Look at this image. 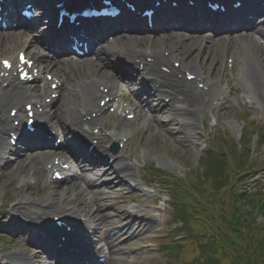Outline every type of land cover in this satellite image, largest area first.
Listing matches in <instances>:
<instances>
[{
    "label": "rangeland",
    "instance_id": "374dc122",
    "mask_svg": "<svg viewBox=\"0 0 264 264\" xmlns=\"http://www.w3.org/2000/svg\"><path fill=\"white\" fill-rule=\"evenodd\" d=\"M34 1L40 5L47 3L48 10L51 8V3L47 2L49 0ZM156 35L158 36V34ZM169 38L171 39L158 36L149 43L145 38L140 37L138 42L140 46L150 44L152 47L164 43L171 48L175 47L174 49L179 50L182 57L190 62H196L200 57H204V59L211 57L210 64L215 63L214 54H217V52L209 51V47L212 46L206 48L205 41H202L204 44L198 49L197 44H188L185 37L175 36ZM116 44H118L117 40L113 42V46H116ZM103 67L107 74L109 68L105 65ZM208 67L207 70L210 73L211 67ZM135 88L138 87L135 86ZM245 91L241 89V92H237L239 99H245L248 95ZM74 94L76 95V93ZM65 102V98L62 97L61 106H64ZM262 102L264 103V101ZM74 104L80 106L79 101L75 100ZM154 105H157L155 109L160 113L157 117V123H153L148 130L144 128L142 117L135 122L128 123L121 121L122 118L117 114L110 115L105 120L106 123L103 129L112 132V134L115 131L119 134L126 128L133 129L137 135L121 153L124 151L122 153L124 158L135 164V177L146 179L148 181L147 186L156 190V194L151 197L131 198L127 186L120 187L118 182L116 184L113 174L102 167L95 169L97 170L96 173H84L88 190L78 196L77 200L87 205L86 209L89 210L90 214L91 212L96 213L100 209L101 214L104 216L103 230L107 236V241L113 244L114 248L117 247L115 245H119V249H115L114 258L122 260V264H192L191 262L194 261L193 258L197 255V251L188 244L184 245V242L176 244L175 237L178 235L180 237L178 240H180L184 237L195 238L194 236H197L198 233L193 230L189 221L190 218H195L196 212H190L192 214L190 218L189 216L185 217V219L188 218L187 222L184 217L176 214L175 206L176 201L180 204L179 197H176V194L172 192L174 188L171 189L169 185H177L178 181L188 182L190 176L201 179V175L206 168L204 163L219 162V159H216L215 155L213 156L220 149L218 140H230L237 146L238 150L245 140L250 143V150L246 153L250 157V164L257 165L260 168L256 169L254 173L246 175L243 181L241 179L240 186L236 188V191L240 192L244 188H248L250 192L262 190L264 193V139L262 137L264 115L260 110H252L243 106L240 101L229 109L224 108L213 114H209L208 110H204L202 114V118L204 117L202 119L203 125L200 126L198 132L201 135L196 136L197 130L193 127L192 122H188L184 130H179V124L175 122L174 113L169 111L170 109H164V107L161 110L162 105H160V102L156 101ZM247 112L249 115H247ZM62 120L65 121L63 118ZM167 120L171 122L166 123ZM122 122L125 124H122ZM251 122L258 126V131L256 133L251 132V136H248L247 131ZM209 148H212L214 153L205 155ZM21 156L23 160L28 159V161L30 160L29 157L36 158V156H40L41 160L35 162V164L32 162L23 164L22 160V164L18 165L19 162L13 165L14 157H12L8 159L12 164L4 165L0 171V225L2 226V230H0V262L8 261L9 255L20 250L26 251L28 254L38 253L37 250L28 247L26 237H23L22 240V238L18 239L20 234H7L6 227L12 226V216L14 215L12 210L25 195L24 191L28 190L29 184L34 183V180L37 181V179L39 180V186L46 184L47 178L44 177V166L47 161L51 160L53 155L43 151L32 153L29 156ZM211 165L213 166V164ZM216 167L219 168V165H216ZM156 169L167 173L171 176V179L157 176L154 171ZM21 171H23L22 174H20ZM34 173L36 176L33 177ZM43 194L44 199L49 193L46 191ZM133 204L138 208L140 207L141 210L148 211V214L158 212V214H161L160 221L154 225H143L141 228L134 225L130 229L129 223L131 220L126 219L125 214ZM181 209L183 210V208ZM15 217L19 220L22 216ZM252 217L257 225L264 223L262 214L254 213ZM121 231L125 234L117 241L115 232L122 234ZM135 232L140 234L136 238L133 236ZM39 257L41 264H44L47 257L45 258L43 255ZM216 259H219V257L216 256ZM199 264H205V261L201 260Z\"/></svg>",
    "mask_w": 264,
    "mask_h": 264
},
{
    "label": "bare ground",
    "instance_id": "6f19581e",
    "mask_svg": "<svg viewBox=\"0 0 264 264\" xmlns=\"http://www.w3.org/2000/svg\"><path fill=\"white\" fill-rule=\"evenodd\" d=\"M47 1V0H46ZM169 6V5H168ZM165 7V6H164ZM42 8V5H41ZM44 8L47 9L46 3H44ZM43 9V8H42ZM169 8H165V10L167 11ZM252 11L254 12H258L260 11L259 7H254L252 9ZM171 10L168 12V14H171ZM48 16L45 18H48V20L51 21L52 15L51 12L46 13ZM167 14V13H166ZM174 15V13H172ZM179 14V12H178ZM51 15V16H50ZM177 15L175 14V17ZM48 22L47 20L45 21V23ZM178 23V22H177ZM185 23V22H184ZM114 22L111 23L110 27L107 26L104 29V33H102V30H93L91 28L88 29L91 30L90 32L87 33V35L89 36L90 40H93V37L100 35L101 38L105 39L107 38V35L109 34L112 35L113 33V37H114V41L117 40V47L115 48L114 46H112V42L108 43L105 42L104 46H103V50L100 53V56H104L105 59L107 61H115V62H121V63H125L128 64V67L131 68H135L134 65L132 64V61L135 59V57L133 56V54L136 56V48H137V44L136 42L137 39L130 37V35H128V33H130V31H125L123 29L116 31V27L114 26ZM180 25V23H179ZM189 27H185L184 25L181 26V28H187L189 29L191 26L195 27L197 25H187ZM109 27V28H108ZM129 30V29H128ZM115 32V33H114ZM144 32H148V31H144ZM257 34H264V31L262 29H258L257 30ZM151 33V32H149ZM2 35V38H0V43L2 42V44L0 45V58L2 57V55L5 53L8 55H12L15 51V49H19L21 48L22 50L24 49H29L31 51H33V49L39 45L41 48H43V45L36 43V41L29 37V35H27L26 33L24 34L23 32H13L11 34H0ZM112 37V36H110ZM170 37H175L174 34H171ZM140 38V37H137ZM144 38V37H143ZM148 38V39H147ZM154 39H156L155 37H153V35H149L148 37L145 38V40H147L149 43H151ZM171 39V38H168ZM109 39H106V41ZM163 40V39H161ZM136 41V42H135ZM225 42H222L221 45L223 48H226ZM230 43L235 46L236 44H243L245 45V41L242 38L239 39H231ZM58 43H56V41H54L52 47H51V51L53 52H57V54H59V52H61L57 46ZM165 44L164 43H160L157 47L152 48L151 45H149V47H147V49L143 52L145 53L147 56H152L155 57L156 53L159 54V47H163ZM241 46V45H240ZM31 48V49H30ZM115 48V49H114ZM175 48V47H174ZM174 48L169 47V46H165V51H172L174 50ZM246 47L243 48V50H237L235 49L234 51H232L233 54V58H237V60L241 63V65H239V67L235 70V75L238 78V82L240 83V85H243L244 88L247 89V91L252 92V93H257V92H261L264 93V76L261 79H257V73H259L258 71L260 70L259 67L257 65L255 66V69H253L250 64H248V58L250 59V53L246 50ZM46 50V49H45ZM49 50V51H50ZM12 51V52H11ZM18 51V50H17ZM47 52H49L48 50H46ZM11 52V53H10ZM173 55H176V57L179 54V50L172 51ZM65 53V50L64 52ZM108 54V55H107ZM65 55V54H64ZM161 55V54H159ZM224 53H222L221 56H217L215 55V59L216 57H223ZM68 55H65L63 57H66ZM99 55L94 56L95 61H97L94 65H92L89 68H83L82 71H78L75 73V76L77 77L76 79H81L79 80V82L77 83L78 86V92L82 95L83 100H84V106H85V110H88L91 108V104H94V102H98L100 101V92H98L97 88L99 87L98 84L101 83V81L103 80V77L101 74H103L101 72V67H100V63H101V57H98ZM52 58V57H50ZM58 58H62V55H60V57ZM175 59H180V58H173ZM172 59V60H173ZM60 61V60H59ZM176 62H178L177 60H175ZM160 63H162L161 61L156 62L154 65H151L150 63L148 64H143L142 65V76H146V77H151V78H160L162 79V77L165 78V76H160L157 74H153V69H156V66H158ZM163 63H167L166 61H163ZM204 64L206 65H211L208 62H197L194 63L192 62L191 64H189V62H183L182 64V70L183 72L186 71H193L195 73V76L200 79V82L198 83L197 80L195 81H191L188 85H184L186 84L184 81H175L172 79H168L167 81H162V87H160V89H167L170 92H174L177 98H180L183 100V103H181L180 105H177L174 107L175 112H184L187 114H192L194 115L193 117V122L195 125H200L202 126V121L198 118V114H203L204 110H209V111H213L215 103L218 101V99L223 95V93L225 92V88H220L218 85V83H213V82H207L202 74L201 71V67H204ZM79 65H76L73 61H67L65 64L59 63L58 67H53V70H56L58 72H64L67 75L70 76L71 71L74 68H78ZM137 67V66H136ZM141 69V68H140ZM123 71V70H122ZM253 71V72H252ZM179 73L181 71H178ZM127 75H129V73H127ZM106 78L104 79V81H108L109 77L105 76ZM255 77V78H254ZM68 78V77H67ZM113 79H118L119 81H122V77L116 75L115 77H112ZM70 79V78H69ZM42 81V80H41ZM40 81V83H41ZM198 84H203L204 87L206 88V90H199V87H197V83ZM44 86V85H43ZM40 88V87H39ZM24 90V88H23ZM21 88H17V89H10V90H2L0 89V110L6 115L8 108L13 105L15 107L20 106L21 103L23 102L22 98L24 96H27V98H32V99H37L36 96L33 95L32 90L30 91H23ZM113 90H117L116 88H113ZM199 92H197V91ZM23 93L21 94L20 92ZM121 93V92H120ZM163 94V91H161L159 93V95ZM70 99V101L68 100V98H66V104L69 105L71 103V97L69 95H67ZM117 96L120 97V94H117ZM175 97V95H174ZM10 98H15L14 101H11ZM5 100L8 99V104L6 107H3L1 105V100ZM175 99V101H176ZM69 108V107H68ZM64 108V109H60L58 111V113L60 114H66L69 118L75 116V114L72 112V108ZM70 110V112H69ZM222 115V114H221ZM48 119V117H45ZM204 118V117H203ZM53 123V119L48 120V124H52ZM0 125H4L7 129V124L6 121L4 122H0ZM3 127V126H1ZM82 128H84V126L81 125ZM86 127H89V125H86ZM128 134V131H124L123 135ZM87 137L92 138L91 134L86 133ZM112 139V138H111ZM110 140L105 141L106 143L110 142ZM7 152V149L5 147V144L2 143L0 146V160L1 158L4 156V153ZM12 153V152H11ZM29 159L32 161H30V163H34L35 162H39L41 160L40 156H36V158H32L29 157ZM28 160V159H26ZM34 161V162H33ZM19 162H21L20 158H17V160L15 161V164H18ZM7 163V162H6ZM14 164V165H15ZM128 168V166H127ZM129 169V168H128ZM82 171V170H81ZM131 172V170H129ZM128 172V171H127ZM84 178V177H83ZM84 181V179H83ZM32 187L29 189L28 193H26L24 195V197L21 199V203H24L26 206H28L31 202H32V197H31V191H32ZM63 192H60L58 194H56L57 197L62 196ZM54 196L55 194H51L46 200L43 201V205L45 206L41 211H30L29 208L24 207H17L14 209L15 212H17L20 215H23L25 217V219H32L33 222H36L38 220L43 219L46 220L47 218H49V216H52V213H54V211L58 212L61 215H64L66 217H72V218H82L80 217V213L81 210L77 207H74V209H78L77 214H75V212L65 206H69V205H65L63 202L60 201V203L58 205H54ZM54 210V211H53ZM87 210V209H86ZM53 211V212H52ZM88 213V212H86ZM56 215V214H55ZM87 215H90V213H88ZM97 215V217H95ZM101 214L98 213H93V218H91L89 220V223L87 224V228L92 230V228L94 227V222L95 219L100 217ZM24 219V218H23ZM100 221L103 220V217H100L99 219ZM101 225H103V223H101ZM23 230L27 231V228L22 227ZM67 242L72 243V240H67ZM78 245H81L78 242ZM107 248L109 249V253H107L108 257L106 259V262L103 264H122L121 261L117 258V260L114 258L115 257V249H117L118 247H115L113 245H110L109 243H107ZM87 247H90V244H87ZM65 249V248H62ZM119 249V248H118ZM81 256V255H80ZM79 254H75L74 258H77V260L79 261L80 259ZM38 256H34V255H26V254H22V253H18L15 256H12V262L15 264H31L30 262H32L33 259L37 258ZM55 263L60 264L62 262H59L60 260L55 259L54 260ZM117 262V263H116ZM69 264H75L72 262H67ZM78 264V262H77ZM97 264V263H96ZM99 264V263H98ZM124 264V263H123Z\"/></svg>",
    "mask_w": 264,
    "mask_h": 264
},
{
    "label": "trees",
    "instance_id": "16d2710c",
    "mask_svg": "<svg viewBox=\"0 0 264 264\" xmlns=\"http://www.w3.org/2000/svg\"><path fill=\"white\" fill-rule=\"evenodd\" d=\"M217 170L210 162L201 179L189 177L176 191L196 212L191 226L198 233L186 240L197 251L193 260H212L215 264H264V223L257 225L254 213L264 216V197L236 191L244 171L239 160L228 152ZM213 171V172H212ZM191 195L192 197H190ZM216 256L219 259H216Z\"/></svg>",
    "mask_w": 264,
    "mask_h": 264
},
{
    "label": "snow or ice",
    "instance_id": "6c2138e0",
    "mask_svg": "<svg viewBox=\"0 0 264 264\" xmlns=\"http://www.w3.org/2000/svg\"><path fill=\"white\" fill-rule=\"evenodd\" d=\"M6 66H7V64H6Z\"/></svg>",
    "mask_w": 264,
    "mask_h": 264
}]
</instances>
